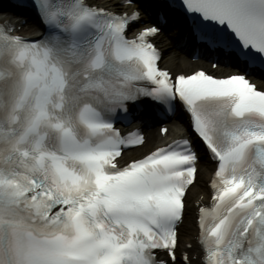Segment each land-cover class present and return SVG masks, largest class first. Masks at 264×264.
<instances>
[{"label": "snow or ice", "instance_id": "obj_1", "mask_svg": "<svg viewBox=\"0 0 264 264\" xmlns=\"http://www.w3.org/2000/svg\"><path fill=\"white\" fill-rule=\"evenodd\" d=\"M26 6L38 38L0 20V264H264V0ZM172 15L236 71L161 67ZM147 107L187 123L136 157L143 130L117 125Z\"/></svg>", "mask_w": 264, "mask_h": 264}, {"label": "bare ground", "instance_id": "obj_2", "mask_svg": "<svg viewBox=\"0 0 264 264\" xmlns=\"http://www.w3.org/2000/svg\"><path fill=\"white\" fill-rule=\"evenodd\" d=\"M106 1V0H105ZM108 2V1H106ZM27 33H32L31 31H28ZM161 44L162 46L165 48L166 50V57H167V62L166 64L169 67H175L177 70L181 71V70H187V71H193L194 69H196V67L198 66V64L194 63L188 52H187V45H182L180 42H178L177 47L173 50H170L167 52V49L171 48V46L169 45V43H172V40L170 38H166V37H161ZM178 136L175 129H173L171 131V133L169 134V136L167 138H161L157 135L152 136L150 138V140L148 141V143L140 150H138L136 153H138V155L142 156L143 154H145L149 149H153L154 147H156L157 145H160L162 143H164L165 141H170L175 139V137ZM209 175L210 173L205 172L203 174L200 175L199 178V182L196 186H194L191 189L190 192V198H196L200 195H205L207 193V187H206V182L209 179ZM195 233V228H194V224H191L188 222V220H186L184 227H182V237L184 239H187L189 236L192 237V235ZM187 234V235H185Z\"/></svg>", "mask_w": 264, "mask_h": 264}, {"label": "rangeland", "instance_id": "obj_3", "mask_svg": "<svg viewBox=\"0 0 264 264\" xmlns=\"http://www.w3.org/2000/svg\"><path fill=\"white\" fill-rule=\"evenodd\" d=\"M191 217V212H189V218Z\"/></svg>", "mask_w": 264, "mask_h": 264}]
</instances>
